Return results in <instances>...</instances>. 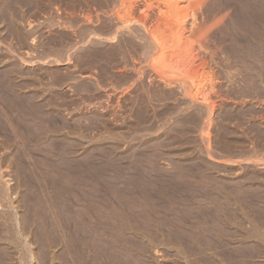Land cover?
<instances>
[{
	"label": "rangeland",
	"instance_id": "1",
	"mask_svg": "<svg viewBox=\"0 0 264 264\" xmlns=\"http://www.w3.org/2000/svg\"><path fill=\"white\" fill-rule=\"evenodd\" d=\"M1 1L0 8L5 7L0 15L4 13L9 22L17 10L29 9L19 0ZM37 2L42 7L35 8L36 4L26 13L30 22L26 18L17 22L23 33L35 37V42L30 39L23 44V50L16 51L17 35L10 26L4 29L0 24V69L9 70L6 78L13 75L9 79L16 95L24 97L33 89L31 94L37 91L41 99L46 96L45 102H55L49 107L57 112L54 127L44 129L48 125L42 120L37 124L27 117L19 121L6 110L0 94V264H264V217L260 214L264 212V149L262 154L255 150L256 144L257 149L264 148V140L249 127L264 126V110L253 111L264 109V91L259 93L263 87H252L258 78L264 79V61L258 60L254 46L261 34L259 24L249 16L263 1L254 5L257 0L253 4L184 0L181 5L186 16L182 37L188 74L206 83L204 102L181 72H167L161 82L148 64L155 50L149 42V48L143 45L148 39L140 20L148 9L146 22L156 23L159 1ZM88 26L98 28V33L83 40ZM106 29H112L110 36ZM262 30L264 36V26ZM112 33L116 38H111ZM89 46L98 47L101 61L91 64L89 54L85 56ZM111 51L116 59L112 62L106 60L113 57ZM57 55L71 60L55 62ZM9 65L17 71L25 68L27 73L6 69ZM50 79L51 85L46 81ZM21 80L30 82L21 86ZM91 84L96 90H89ZM213 102L210 116L214 118L205 126ZM249 114H255L254 119L248 120ZM231 129L237 130L232 131L233 137L238 135L236 141L241 138L238 145H232ZM222 135L228 141L217 143ZM251 172L262 177L255 179ZM254 193L259 196L255 198Z\"/></svg>",
	"mask_w": 264,
	"mask_h": 264
},
{
	"label": "bare ground",
	"instance_id": "2",
	"mask_svg": "<svg viewBox=\"0 0 264 264\" xmlns=\"http://www.w3.org/2000/svg\"><path fill=\"white\" fill-rule=\"evenodd\" d=\"M8 1V3H10V4H12V1L13 0H7ZM7 1L5 0H3V1H1V2H6L7 3ZM17 1V0H16ZM38 0H19V3H21V6L23 5V6H29L28 8L29 9H31V7H35V5H36V7L35 8H41L42 7V5H40L41 3L39 2V4H38V2H37ZM49 1V0H48ZM110 1V0H109ZM157 1H159V3L161 4V6H159V7H161V10L159 11V16H158V21L156 22V23H153V24H150V23H147L146 21L147 20H145L146 19V16H147V14H148V9H144L143 11H142V20H140L141 22H143V26L145 27L144 29H145V35H146V38L148 39V41L146 40V41H144L145 43H143V45H145L146 44V42H149L151 45V47L150 46H148L147 44V46L145 45V48L147 49V48H153V50H155V52L152 54V56L150 57L151 59L150 60H148V64H149V61H150V65L149 66H151V68H152V71H153V73H154V76H155V78H158L157 80L158 81H160L161 80V82H162V79H165V77H164V74L165 73H167V72H171V73H176V71H179V72H181L185 77H187V80H188V84L191 86V87H194V89H197L198 90V92H196L198 95H200L201 97L200 98H202V100L203 99H205V101H206V95L204 94V88H205V86H206V83H204L202 80H199V77H197V76H191V75H189L188 74V63H187V61H188V54H187V52H186V44H184V41H183V37H182V32H183V25H184V22H185V18H186V16L180 11V7H181V5L184 3V0H157ZM241 1V0H240ZM244 1H247V0H244ZM250 1L252 2V0H248V4H250ZM254 1V0H253ZM258 1H260V0H257V3L255 4L254 3V5H257L259 2ZM263 1V3H264V0H262ZM15 2V1H14ZM18 2V1H17ZM3 3V4H4ZM243 3V2H242ZM245 3V2H244ZM2 4V5H3ZM252 4H253V2H252ZM251 4V5H252ZM260 4V6L258 5V6H255V8H254V11L252 10V12L250 11L249 12V16H251V17H253V19H255V24L257 23V24H259V33L261 34V40H259V38H260V36H259V38L258 39H256L255 41H257L256 43L257 44H255L254 43V46H255V48L257 49L256 50V54H257V58H258V60H263L264 61V42H261V41H264V40H262V39H264V36H263V34L261 33V30H262V28H263V26H264V7H262V2L261 3H259ZM241 5H243V4H241ZM250 5V6H251ZM253 5V6H254ZM0 6H1V4H0ZM39 6V7H38ZM41 6V7H40ZM46 6H49V5H46ZM244 6V5H243ZM248 6V5H247ZM264 6V5H263ZM4 7L5 6H3L2 7V9L0 8V12L2 11V10H4ZM20 8V7H19ZM27 8V7H26ZM35 8H33V9H35ZM252 8V7H251ZM10 9H15L14 8V6H13V8H10ZM18 9V7L16 8V10ZM21 9V8H20ZM24 9V8H23ZM23 10V11H19L18 12V10L12 15V21H8L9 19H7V17H6V15L3 13V14H1L0 15V24L3 26V28L4 29H6L7 27H9L10 26V29L17 35L16 36V38H17V43H16V45H18V47H19V49H17L16 51H18V50H20L21 48H23L24 47V43L26 42V43H28L27 42V40H30L31 39V41L32 42H35V37H29L30 35H29V33L30 32H28V34H25L26 33V31L23 33V31H22V29L20 30V28H21V26L19 27V26H17V22H18V20H22L23 21V19L24 18H26V13L27 12H29L30 10ZM37 10V9H36ZM36 10H34V12L36 13ZM11 11V10H10ZM31 12V11H30ZM12 13V12H11ZM22 15H20V14ZM251 13V14H250ZM38 14V13H37ZM3 15H5V16H3ZM30 15H32V17H33V14H31L30 13ZM35 15V14H34ZM245 16V15H244ZM31 17V18H32ZM248 17V16H247ZM28 18H29V16H28ZM28 18H26L25 20L27 21V19ZM141 19V18H140ZM21 20L19 21V22H21ZM157 20V19H156ZM32 21V20H31ZM27 22H30V20L29 21H27ZM33 22V21H32ZM31 22V23H32ZM242 22V21H241ZM253 22V21H252ZM3 23H5V25H3ZM10 23V24H9ZM22 23V22H21ZM152 23V22H151ZM22 25V24H21ZM32 25V24H31ZM105 25V24H104ZM103 25V26H104ZM106 25H107V22H106ZM105 25V26H106ZM117 25V24H116ZM12 26V27H11ZM15 26H17L16 28H15ZM104 26V27H105ZM107 26H110L109 24L107 25ZM112 27H113V25H111ZM243 26V25H242ZM1 27V26H0ZM23 27V26H22ZM244 27H246V26H244ZM114 28V27H113ZM9 29V28H8ZM98 29V28H97ZM96 29V27L95 28H91V27H85L84 28V32H83V30H81L82 32H83V34L82 33H80V32H78V33H80L81 35H83V36H81L80 34V36H81V38L83 39V37H85V39H83V40H89L88 39V37L89 38H91V34H95V35H97V33H98V31H96L97 30ZM244 29V28H243ZM256 29V28H255ZM102 30H103V28H102ZM101 30V31H102ZM115 30V29H114ZM117 30V29H116ZM2 31V30H1ZM6 31V30H5ZM28 31V30H27ZM32 31V30H31ZM107 33H106V35L108 34L109 36L111 35V31H112V29H111V31H110V29L109 30H105ZM117 31H119V30H117ZM263 31V30H262ZM3 32V31H2ZM103 32V31H102ZM114 32V31H113ZM116 32V31H115ZM114 32V33H115ZM120 32V31H119ZM8 33V32H7ZM6 32H5V34H7ZM32 33V32H31ZM35 32H33V34H34ZM110 33V34H109ZM114 33H112L113 34V36L111 37V38H116V36H114L115 34ZM2 34V33H1ZM0 34V35H1ZM11 34V33H10ZM15 34H13V35H15ZM65 34V36H66V32L64 33ZM100 34V33H99ZM98 34V35H99ZM103 34V33H102ZM105 34V33H104ZM255 34H256V32H255ZM7 35H9V34H7ZM7 35H5L4 37H6ZM27 35H29V36H27ZM32 35V34H31ZM69 35V34H68ZM67 35V36H68ZM78 35V36H79ZM91 35V36H90ZM105 35V36H106ZM130 35V34H129ZM257 35V34H256ZM259 35V34H258ZM12 36V35H11ZM35 36V35H34ZM66 36V39H68L69 37H67ZM101 36V35H100ZM144 36V35H143ZM9 37H10V35H9ZM14 37V36H13ZM12 37V38H13ZM29 37V39H27ZM70 37H71V35H70ZM133 37V36H132ZM145 37V36H144ZM144 37H142L143 39H144ZM257 37V36H256ZM1 38V37H0ZM12 38H10V39H12ZM65 38V37H64ZM63 38V39H64ZM110 38V37H109ZM131 38V37H130ZM7 39H8V37H7ZM15 39V38H14ZM50 39V38H49ZM117 39H119V38H117ZM134 39V38H133ZM13 40V39H12ZM65 40V39H64ZM72 40V39H71ZM70 40V41H71ZM113 40V39H112ZM126 40V39H125ZM48 41H51V39L50 40H48ZM54 41V40H53ZM74 41V40H73ZM113 41H115V40H113ZM120 41V40H119ZM118 41V42H119ZM254 41V42H255ZM12 43V42H11ZM49 43V42H48ZM54 43H55V41H54ZM111 43H115V42H111ZM134 43V42H133ZM148 43V44H149ZM118 44V43H117ZM128 44V43H127ZM23 46V47H22ZM30 46V45H29ZM29 46H27L28 48H29ZM112 46V45H111ZM114 46V45H113ZM116 46V45H115ZM134 46V45H133ZM141 46H142V44H141ZM253 46V47H254ZM132 47V46H131ZM135 48H136V43H135V46H134ZM133 47V48H134ZM138 47V46H137ZM14 48V47H13ZM98 48V47H97ZM96 47H94V46H89L88 47V49L86 50V51H88L89 53H87V52H85L86 54H85V56L87 55V54H89V57L88 58H90L89 60H90V62H91V64L92 63H94V62H97L98 61V59L101 61V58L100 57H102L101 55H100V51L97 49ZM119 48V47H118ZM117 47H116V49H118ZM127 48V47H126ZM255 48H253L254 50H255ZM15 49V48H14ZM32 49V48H31ZM47 49H49V48H47ZM110 49H111V47H110ZM114 49V48H113ZM139 49V48H138ZM21 50H23V49H21ZM26 50V49H25ZM28 50V49H27ZM119 50V49H118ZM127 50V49H126ZM15 51V50H14ZM47 51V50H46ZM49 51V50H48ZM56 51V50H55ZM54 51V52H55ZM69 51V50H68ZM83 51V50H82ZM106 51V50H105ZM105 51H103V53L105 52ZM115 51L116 50H113V54L115 53ZM127 51H129V50H127ZM54 52H53V55H54ZM107 52V51H106ZM105 52V53H106ZM126 52V51H125ZM149 52H150V50H149ZM148 52V54L150 55V53ZM151 52H152V50H151ZM241 52V51H240ZM19 53H22V52H19ZM45 53H48V52H45ZM49 53H51V51L49 52ZM47 54V55H50V54ZM108 53H109V48H108ZM4 54V53H3ZM62 54L64 55L65 53H63L62 52ZM111 55H113L112 54V51H111V53H110ZM117 53H115L114 55H116ZM121 54V53H120ZM6 55V54H5ZM61 55V54H60ZM59 55V56H60ZM69 56H70V54H68ZM83 55H84V53H83ZM114 55H113V57H111V59L110 58H106V60H108L109 59V61L111 60V62H112V59L114 58ZM252 55H254V54H252ZM88 56V55H87ZM245 56V55H244ZM1 57V56H0ZM9 57V56H8ZM7 57V58H8ZM12 57V56H11ZM18 57V56H17ZM16 57V59H14L13 57H12V59H13V61H15V60H17L18 58ZM39 57V56H38ZM55 58H56V56H54ZM2 59H3V57H1ZM0 58V59H1ZM6 58V57H5ZM7 58H6V60H7ZM45 58H46V56H45ZM57 58H59L58 57V55H57ZM60 58H61V56H60ZM55 59L56 61L55 62H58V63H61V62H67V60H71L69 57H62L61 59ZM64 58V59H63ZM87 58V57H86ZM86 58H84L85 60H88V59H86ZM126 58V57H125ZM9 59V58H8ZM12 59H11V61H12ZM103 59V58H102ZM149 59V58H148ZM19 60V59H18ZM20 60H24V59H22V58H20ZM82 60V59H81ZM88 60V61H89ZM113 60H116V59H113ZM245 60V59H244ZM8 61V60H7ZM6 61V62H7ZM88 61H86L87 62V64H88ZM105 61V60H104ZM109 61H107V62H109ZM1 62V61H0ZM27 62V61H26ZM32 63H33V61H31ZM83 62H85V61H83ZM106 62V61H105ZM110 62V63H111ZM189 62V61H188ZM260 62V61H259ZM2 63V62H1ZM11 63H14V62H11ZM22 63V62H21ZM21 63L19 62V65H21ZM50 63V62H49ZM68 63V62H67ZM109 63V64H110ZM256 63H258V61H256ZM6 64H8V63H6ZM14 64H17V63H14ZM112 64V63H111ZM253 64V63H252ZM260 64V63H259ZM102 65H105L104 63L102 64ZM107 65V64H106ZM254 65V64H253ZM256 65V64H255ZM12 66H14V65H12ZM11 66V67H12ZM17 66H18V64H17ZM22 66V65H21ZM85 66H86V64H85ZM114 66V65H113ZM5 67V66H4ZM7 67V66H6ZM28 67V66H27ZM29 67H31V66H29ZM88 67V66H87ZM108 67H110L111 68V66L109 65ZM12 69V68H10V65H9V67H7L6 69ZM22 68V67H21ZM104 68V67H103ZM105 68H107V67H105ZM109 68V69H110ZM257 68H259V67H257ZM261 68V67H260ZM260 68H259V70H260ZM3 71H4V69L3 68H1ZM0 69V70H1ZM6 69H5V71H6ZM17 68L15 67H13V71L14 70H16ZM24 69L25 68H22L21 70H23L24 71ZM112 69V68H111ZM256 69V68H255ZM2 70L0 71V94H2V96L1 97H3V98H5V100H6V110L7 111H9L12 115L13 114H15V117H19V121H22L21 119H24V118H26L27 120H31V121H33L34 123H39L40 122V120H42V122L44 123H46V126L47 127H45L44 129H47L48 127H50V125H52V127H51V129L54 127L53 126V124H51L52 123V120L56 117V115L54 114V111H56V110H52L50 107H49V105L51 104V102H49V99H48V101H47V99H46V101L47 102H45L44 100H45V98H46V96H45V94L43 95V96H45V98H44V100L43 99H41V97H40V95L39 94H37V91H36V93L34 92V93H30V91H34L33 89L32 90H29V92H26L27 94L28 93H30L28 96H27V94L25 95L24 94V97H22V96H19V95H16L15 93H17L18 91H16L15 93H14V91H12V90H15L14 88H13V83L12 82H10V79L9 78H11V77H4V75H5V73H6V75H7V72L9 73V70L8 71H6L5 73H3L2 72ZM12 70H10V71H12ZM19 71H17L16 70V72H19V74H21L22 75V71L20 70V69H18ZM87 70V69H86ZM86 70H84L83 72H85ZM89 70V69H88ZM262 70V69H261ZM260 70V71H261ZM90 71H91V69H90ZM151 71V72H152ZM25 73H27V71H24ZM24 72H23V74H24ZM88 72V71H87ZM264 72V71H263ZM12 73V72H11ZM14 73V72H13ZM12 73V74H13ZM18 74V75H19ZM73 74H74V72H73ZM24 75H26V74H24ZM24 75H23V77H24ZM30 75V74H29ZM167 75H170V74H167ZM167 75H165V76H167ZM261 76V74H258L257 73V76ZM28 76V75H27ZM75 76V75H74ZM152 76V75H151ZM171 76H173L172 74H171ZM259 76V77H260ZM16 77V76H15ZM22 77V76H21ZM22 77V78H23ZM37 77H39V76H37ZM72 77V76H71ZM75 77H77V76H75ZM74 77V78H75ZM18 78V77H17ZM20 78V77H19ZM25 78V77H24ZM28 78V77H27ZM29 78H31V77H29ZM34 78H36V77H34ZM61 78H63V77H61ZM65 78V77H64ZM64 78H63V81H64ZM78 78V77H77ZM154 78V77H153ZM168 78H170V77H167V79ZM263 78V77H262ZM12 79H14L13 77H12ZM12 79H11V81H12ZM16 79V78H15ZM48 79V78H47ZM20 80V79H19ZM27 80V79H26ZM33 79H30V81H32ZM35 80V79H34ZM38 80V79H37ZM41 80V79H40ZM62 80V79H61ZM60 80V81H61ZM65 80H67V76H66V79ZM96 80V79H95ZM169 80H171V79H169ZM264 80V79H263ZM262 79H257V81L259 82V83H257V81H253L254 83V85H252V87L253 86H255V87H259L260 88V86L259 85H261V87H263V89L262 88H258L259 89V93L261 94V92H263L264 91V81H263ZM13 81H15V80H13ZM22 81V83H23V80H21ZM20 81V82H21ZM30 81H28V82H30ZM42 82H44L43 80H41ZM46 81H48V83L50 84V81H51V79L50 80H46ZM53 81V80H52ZM51 81V82H52ZM63 81H61V84H62V82ZM166 81V80H165ZM186 81V80H185ZM28 82H24L25 83V86L27 87V85L26 84H28ZM33 82V81H32ZM37 82H40V81H37ZM41 82V83H42ZM65 82V81H64ZM82 82V81H81ZM95 82V81H94ZM164 82V81H163ZM170 82H173V81H170ZM16 83H19V81L18 82H16ZM15 83V84H16ZM20 84L21 86L22 85H24V83L23 84ZM58 83H60L59 81H58ZM67 83H68V81H67ZM87 83H90V82H87ZM96 83V82H95ZM98 83V82H97ZM100 83H102V81L100 82ZM165 83H167V82H165ZM250 83H251V81H250ZM19 84H16L17 86H19ZM30 84L31 83H29V86H30ZM35 84H37L36 83V81H35ZM44 85L46 84V83H43ZM49 84H46V86H48ZM53 84H55L54 82L52 83V85ZM64 84V83H63ZM66 84V83H65ZM86 84V83H85ZM92 84H94V83H92ZM92 84L90 85L91 86V89H89V90H96V88H97V86L95 87V86H92ZM103 84V83H102ZM168 84H169V82H168ZM31 85H34V84H31ZM39 85H41L40 83H39ZM43 85V86H44ZM51 85V84H50ZM88 85V84H87ZM98 85V84H97ZM101 85V84H100ZM258 85V86H257ZM19 87V88H22V87ZM36 86V85H35ZM42 86V87H43ZM46 86H44V87H46ZM82 86V85H81ZM89 86V85H88ZM249 86H250V84H249ZM248 86V87H249ZM40 88L41 90L43 89V88ZM49 87V86H48ZM87 87V86H86ZM251 87V86H250ZM251 87V88H252ZM30 88V87H29ZM36 88V87H35ZM51 88V87H50ZM49 88V89H50ZM89 88V87H88ZM27 89V88H26ZM38 89V88H37ZM39 89V91H40V94L42 93V91ZM54 89V88H53ZM192 89V88H191ZM193 89V90H194ZM21 90V89H20ZM36 90V89H35ZM45 90H48V89H45ZM245 90V89H244ZM251 90H253V89H251ZM257 89H255V92H257L258 93V91H256ZM260 90H262V91H260ZM44 91V90H43ZM50 91H51V89H50ZM49 91V92H50ZM196 91V90H195ZM11 92H13V93H11ZM25 92V91H24ZM23 92V93H24ZM23 93H22V95H23ZM52 93V92H51ZM18 94V93H17ZM193 94H194V92H193ZM93 95V94H92ZM196 95V94H195ZM249 95V94H248ZM7 96H9V98L7 97ZM51 96V95H50ZM192 96V95H191ZM255 96V95H254ZM264 95H262V97H263ZM40 97V99L41 100H39L38 98ZM52 97V96H51ZM193 97H194V95H193ZM198 97V96H197ZM196 97V98H197ZM54 98V96L51 98V99H53ZM191 98V97H190ZM254 98V97H253ZM257 98V97H256ZM264 98V97H263ZM60 99H62V98H60ZM255 99V98H254ZM257 100V99H256ZM193 101V100H192ZM197 101H199V100H197ZM57 102V101H56ZM194 102V101H193ZM196 102V101H195ZM202 102H204V100L202 101ZM53 103V102H52ZM55 103V102H54ZM53 103V104H54ZM60 103H62V102H60ZM63 103H66V102H63ZM214 103V102H213ZM212 103V104H213ZM259 103V102H258ZM52 104V106H54ZM57 104V103H56ZM55 104V105H56ZM59 104V103H58ZM254 104V103H253ZM59 105H61V104H59ZM64 105V104H63ZM51 106V105H50ZM58 106V105H57ZM56 106V107H57ZM207 106V105H206ZM46 107H49L50 109H48V108H46ZM208 108V107H207ZM214 108H215V103H214V106H209V111L208 110H205L206 112L208 111V113H210V114H208V118H207V120H204L203 122L205 123L204 125L205 126H207L209 123H211L210 121L211 120H213L212 118H214V116H210L211 115V113L213 114V111H214ZM255 108V107H254ZM258 109L260 108V107H257ZM264 108V107H263ZM56 109V108H55ZM138 109V108H137ZM142 109V108H141ZM185 109V108H184ZM252 109V108H251ZM250 109V110H251ZM58 110V109H57ZM64 110V109H63ZM138 110H140V108L138 109ZM195 110V109H194ZM246 110V109H245ZM244 110V111H245ZM260 110H264V109H259V110H257V109H254L253 111H258V112H260ZM60 111V110H59ZM176 111V110H175ZM190 111V110H189ZM188 111V112H189ZM57 112V111H56ZM61 112V111H60ZM59 112V113H60ZM183 112V111H182ZM193 112V111H192ZM262 112V111H261ZM198 112H196V114H197ZM228 113V112H227ZM253 113H255V112H252V114ZM8 114V113H7ZM57 114V113H56ZM193 114V113H192ZM191 114V117H193L194 115H192ZM194 114H195V111H194ZM195 114V115H196ZM246 114V113H245ZM257 114V113H256ZM260 114V113H259ZM258 114V115H259ZM60 114H58V116H59ZM241 115H242V113H241ZM250 116H249V118H248V120H251V118L250 117H252V116H254V115H251V114H249ZM262 115V114H261ZM22 118H21V117ZM179 116V115H178ZM182 116V115H181ZM260 116V115H259ZM258 116V117H259ZM183 117V116H182ZM195 117V116H194ZM236 117V116H235ZM243 117V116H242ZM256 117V116H255ZM261 117V116H260ZM263 118H264V116H262ZM1 118V117H0ZM6 118V117H5ZM206 118V117H205ZM253 118V117H252ZM199 119H200V116H199ZM199 119H198V121H199ZM234 119V118H233ZM254 119V118H253ZM195 120H197V118L195 119ZM202 119H200V121H201ZM237 120H240L239 118L237 119ZM244 120V119H243ZM247 120V121H248ZM255 120H257L256 118H255ZM261 120H263V119H261ZM228 121V120H227ZM235 121V120H234ZM258 121H259V119H258ZM30 122V121H29ZM240 122V121H239ZM250 122H252V121H250ZM255 122V121H254ZM260 122V121H259ZM32 123V122H31ZM34 123H32V124H34ZM195 123V122H194ZM197 123V122H196ZM199 123V122H198ZM197 123V124H198ZM242 123V122H241ZM253 123V122H252ZM261 123V122H260ZM263 123V122H262ZM255 124H257V125H255ZM22 125V124H21ZM35 125V124H34ZM240 125V124H239ZM247 125V124H246ZM248 125H249V123H248ZM42 126H45V125H42ZM244 126V125H243ZM252 126V127H251ZM251 126H249L250 127V129H252V130H250L251 131V133H252V131H254V135L256 136V137H259L260 138V140H264V128H262V127H264V126H260L259 125V123H254V124H252ZM221 127V126H220ZM223 127V126H222ZM229 127V126H228ZM231 127V126H230ZM229 127V128H230ZM241 127V126H240ZM247 127V126H246ZM77 128V127H76ZM201 128V127H200ZM233 128V127H232ZM244 129H245V127H243ZM242 128V129H243ZM55 129V128H54ZM53 129V130H54ZM81 129V128H80ZM203 129V128H202ZM225 129V128H224ZM243 129V130H244ZM247 129V128H246ZM50 130V129H49ZM205 130V128L202 130V132ZM200 131V130H199ZM228 131H231V133H232V131H235V130H228ZM237 131V130H236ZM235 131V132H236ZM250 131L248 130V132L250 133ZM36 132V131H35ZM48 132V131H47ZM207 132H211V131H208L207 130ZM241 132V131H240ZM244 132H245V130H244ZM208 133V134H209ZM222 133H224V131L222 132ZM230 133V132H229ZM229 133H228V135H229ZM230 133V135H231V137H229L230 139H231V141L234 139V141H233V146H234V143L236 144L237 143V141L238 142H240L239 140L241 139H237V141L235 140V138H237L238 137V135H236V136H234L233 137V134L234 133H232L231 134ZM237 133V132H236ZM250 133V136L253 134H251ZM48 134V133H47ZM242 134H243V131H242V133H241V135H240V133H239V136L241 137L242 136ZM50 135V134H49ZM63 135V134H62ZM211 134H209V136H210ZM229 135V136H230ZM254 135L251 137V138H253L254 137ZM46 136H48V135H46ZM204 136V135H203ZM207 136V135H206ZM223 136V135H222ZM49 137V136H48ZM208 137V136H207ZM211 137V136H210ZM217 137V136H216ZM225 136H223V139L221 140V138L219 139V140H217V143L219 142V141H222V142H224L225 141V139L227 138V135H226V138H224ZM244 138H245V136H243ZM43 138V137H42ZM211 138H213V137H211ZM246 138H249V137H246ZM246 138H245V140H246ZM210 139V138H209ZM216 140V139H215ZM227 140V139H226ZM248 140V139H247ZM252 140L253 139H251V143H252ZM262 140V141H263ZM207 141H208V138H207ZM228 141V140H227ZM243 141V140H242ZM259 140L258 139H256V142L257 143H259L258 142ZM262 141H260V146H262ZM14 142V141H13ZM255 142V140L253 141V143ZM212 143V142H211ZM225 143V142H224ZM239 143H237V145H238ZM241 144V143H240ZM243 144V143H242ZM241 144V145H242ZM256 144V143H255ZM231 145V146H232ZM254 145V144H253ZM12 146V145H11ZM236 146V145H235ZM243 146H245V145H243ZM242 146V147H243ZM255 146V145H254ZM256 146H257V144H256ZM255 146V150H257V151H260V149H264L263 147L262 148H259L260 146H259V144H258V148L259 149H257V147ZM264 146V145H263ZM240 147V146H239ZM68 148V147H67ZM236 148V147H235ZM245 148V147H244ZM240 149V148H239ZM248 149V148H247ZM253 149V148H252ZM251 149V150H252ZM255 150H253V151H255ZM253 151H250V152H253ZM257 151H255V153L257 152ZM262 151V150H261ZM261 151L260 152H258V154L259 153H261ZM242 152H243V150H242ZM248 152V151H247ZM254 153V152H253ZM258 154L256 155V156H258ZM262 154V153H261ZM252 156V155H251ZM254 157H256L255 155H253ZM65 158V157H64ZM264 158V157H263ZM256 159V158H255ZM51 161V160H50ZM264 163V162H263ZM70 164V163H69ZM69 166V165H68ZM211 167H213V166H211ZM64 168V167H63ZM67 169V168H66ZM214 172V171H213ZM252 173V172H251ZM59 174H60V172H59ZM215 174V173H214ZM80 175V174H79ZM66 176V175H65ZM252 177H254L255 179L256 178H259V177H262V175H258L257 174V172L255 173H252V175H251ZM64 177V176H63ZM141 177V176H140ZM251 177V178H252ZM29 178V177H28ZM240 178V177H239ZM249 178V177H248ZM254 178H253V180H254ZM223 179V178H222ZM260 179V178H259ZM243 180V179H242ZM222 182V181H221ZM224 182V181H223ZM246 182V181H245ZM260 183V182H259ZM139 184V183H138ZM142 184V183H141ZM137 185V184H136ZM249 185V184H248ZM260 185V184H259ZM258 185V186H259ZM242 186H244L243 185V183H242ZM261 186V185H260ZM264 187V186H263ZM239 188V187H238ZM244 188V187H243ZM253 189V188H252ZM150 190V189H149ZM244 191V190H243ZM247 191V190H246ZM251 191V190H250ZM231 193V192H230ZM229 193V194H230ZM226 194V193H225ZM255 194V193H254ZM256 195V194H255ZM254 195V196H255ZM221 196V195H220ZM231 196V195H230ZM236 196V195H235ZM247 196V195H246ZM250 196V195H249ZM259 196V195H258ZM257 195L255 196V198L256 197H258ZM261 196V195H260ZM233 197V196H232ZM231 197V198H232ZM239 199L241 198L240 196L238 197ZM243 198V197H242ZM250 198H252V197H250ZM217 199H218V197H217ZM229 199V198H228ZM233 199V201L234 202H238L239 200L237 199V198H232ZM244 199V198H243ZM253 199V198H252ZM258 199V198H257ZM238 200V201H237ZM242 200V199H241ZM255 200V199H254ZM251 202V204H252V202H253V200H251L250 201ZM243 203V202H242ZM220 204H221V202H220ZM234 204V203H233ZM250 204V205H251ZM225 205H227L226 203H225ZM220 206V205H219ZM219 206H217L216 207V212L219 214V215H221V213H220V207ZM223 206V205H222ZM233 206V205H232ZM239 206V205H238ZM242 206H244V205H242ZM260 207V206H259ZM258 207V208H259ZM238 209L240 208V207H237ZM211 209V208H210ZM237 209V210H238ZM253 209V208H252ZM244 210V209H243ZM247 210V209H246ZM258 211H259V209H257ZM256 210V211H257ZM213 211V210H212ZM261 211V210H260ZM259 211V212H260ZM262 211H263V209H262ZM82 214V213H81ZM211 214V213H210ZM209 214V215H210ZM232 214V213H231ZM237 214V213H236ZM261 214V216H263L264 217V212H262V213H260ZM239 215V214H238ZM255 215H256V213H255ZM259 215V213L257 212V216ZM257 216H256V218H257ZM214 217V216H213ZM220 217H223V216H220ZM238 217V216H237ZM208 218V217H207ZM215 218V217H214ZM245 218V217H244ZM255 218V219H256ZM237 219V218H236ZM253 219V218H252ZM258 219H259V217H258ZM261 219V218H260ZM241 220V219H240ZM254 221V220H253ZM256 221V220H255ZM264 221V220H263ZM233 222V221H232ZM246 222V221H245ZM217 223V222H216ZM236 223V222H235ZM244 226V225H243ZM249 226V225H248ZM258 226V225H257ZM209 229H211V228H209ZM260 230V229H259ZM173 231V230H172ZM223 231H225V230H223ZM241 231H242V229H241ZM227 232V231H226ZM250 231H248V233H249ZM179 233V232H178ZM211 233V232H210ZM248 233L246 234V235H248ZM264 233V232H263ZM205 234V233H204ZM175 235H177V234H175ZM231 235H233V234H231ZM258 235V234H257ZM190 236V235H189ZM215 236V235H214ZM239 237V236H238ZM236 238V237H235ZM211 239V238H210ZM217 239V238H216ZM212 240H213V238H212ZM223 240V239H222ZM217 241V240H216ZM239 241V240H238ZM259 241V240H258ZM262 242V241H261ZM264 242V241H263ZM220 243V242H219ZM205 244V243H204ZM263 245V244H262ZM215 246V245H214ZM218 246V245H217ZM219 247V246H218ZM216 248V247H215ZM257 248V247H256ZM217 249H219V248H217ZM262 249V250H261ZM260 250L262 251V253L264 254V249L263 248H261ZM206 250V249H205ZM223 251V250H222ZM260 251V252H261ZM197 252V251H196ZM217 252V251H216ZM228 252V251H227ZM101 253V252H100ZM224 253V252H223ZM237 253V252H236ZM255 253V252H254ZM252 254V253H251ZM30 255V254H29ZM239 255V254H238ZM242 255V254H241ZM240 255V256H241ZM202 257V256H201ZM203 258V257H202ZM198 259V258H197ZM200 259V258H199ZM208 259V258H207ZM212 259V258H211ZM202 260V259H201ZM200 260V261H201ZM237 260V262H239L238 261V259H236ZM235 260V261H236ZM234 261V260H233ZM242 261V260H241ZM196 262V261H195ZM220 262H222V260L220 259ZM231 262V261H230ZM236 262V263H237ZM264 262V261H263ZM206 263V262H205ZM216 263H218V261L216 262ZM255 263H256V261H255ZM198 264V263H197ZM210 264V263H209ZM220 264H222V263H220ZM242 264V263H241ZM262 264V263H261Z\"/></svg>",
	"mask_w": 264,
	"mask_h": 264
}]
</instances>
